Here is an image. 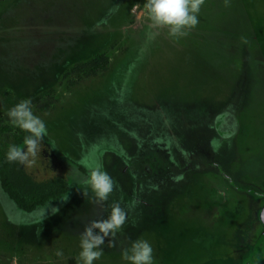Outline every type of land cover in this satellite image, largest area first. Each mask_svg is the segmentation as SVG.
Listing matches in <instances>:
<instances>
[{
  "label": "rangeland",
  "instance_id": "obj_1",
  "mask_svg": "<svg viewBox=\"0 0 264 264\" xmlns=\"http://www.w3.org/2000/svg\"><path fill=\"white\" fill-rule=\"evenodd\" d=\"M143 4L0 0V150L26 134L6 112L31 100L48 135L21 168L73 189L54 217L20 227L28 217L0 198V264H80L61 260L117 202L125 223L95 264H128L121 253L141 239L154 264L264 261V0H204L178 39L150 27ZM185 161L195 170L172 182L163 166ZM97 162L115 181L102 204L83 183ZM187 203L198 209L182 217Z\"/></svg>",
  "mask_w": 264,
  "mask_h": 264
},
{
  "label": "clouds",
  "instance_id": "obj_2",
  "mask_svg": "<svg viewBox=\"0 0 264 264\" xmlns=\"http://www.w3.org/2000/svg\"><path fill=\"white\" fill-rule=\"evenodd\" d=\"M203 3L204 0H144L143 14L149 20L150 27L165 28L171 38L178 39L188 35L199 24ZM6 116L13 127L26 133L22 144L7 147L6 162L28 168L34 166L42 150L41 141L48 135L45 122L34 114L29 99L21 100L8 109ZM83 183L98 204L107 201L115 188V181L99 162L90 166ZM47 208L40 211L41 218ZM50 212L54 215L58 209L51 208ZM126 217V211L117 202L111 205L105 219L91 221L84 227L79 235L80 264H95L101 258L105 240L116 235ZM55 255L61 257L63 252L57 250ZM121 257L128 264H154L153 248L147 240L134 241L121 253Z\"/></svg>",
  "mask_w": 264,
  "mask_h": 264
},
{
  "label": "trees",
  "instance_id": "obj_3",
  "mask_svg": "<svg viewBox=\"0 0 264 264\" xmlns=\"http://www.w3.org/2000/svg\"><path fill=\"white\" fill-rule=\"evenodd\" d=\"M22 141L23 138L15 139L10 145H20ZM8 146L0 150L1 200L7 198L20 212L31 213L59 201L60 205L61 200L71 197L73 189L65 180L55 178L35 181L20 165L6 162L5 152ZM58 204L54 208H58ZM261 264H264V261Z\"/></svg>",
  "mask_w": 264,
  "mask_h": 264
},
{
  "label": "flooded vegetation",
  "instance_id": "obj_4",
  "mask_svg": "<svg viewBox=\"0 0 264 264\" xmlns=\"http://www.w3.org/2000/svg\"><path fill=\"white\" fill-rule=\"evenodd\" d=\"M202 155H203V157L210 158V155L206 151H204V153H202ZM194 162L197 163L198 162L197 159ZM170 164L171 165L173 164V165L171 166ZM179 164H181L182 167H178L179 165L176 164V162H174V163H172V162L171 163H167L166 166H163V172L165 174H167V176L168 175H171L172 176V178H173L172 179V182H174V180H177L179 177L184 176L187 173L192 172V171L195 170V167L193 166L194 165L193 163H190L188 165L187 162L185 161V164L186 165H183L184 163H182V162H179ZM68 199L69 198L64 199V200H61L62 204H60V205L58 204L60 202L59 201L57 203H53V204L49 205L48 208L47 207H43L42 209L47 208L45 210V214H44V217L43 218H41V216L39 215V213H40V211L42 209L35 210V211L31 212V213H22L21 212L24 216L28 217V220L23 221L21 223H18L16 225H18L20 227L22 225H25L26 226V225L38 224V223H41V222L45 223L46 221H48V219H51L58 212L61 211L62 207L67 203ZM205 202H207V198H203L202 203H205ZM56 204H58V206H59L58 208H56V209H58V212L53 215V214H51L50 209L51 208H54ZM190 208L198 209L197 208V204L192 205L190 203H187L186 205L181 206L180 213L182 214V217L186 216V214L191 210ZM176 214L179 215V213H177V212H176ZM186 220H187V226L188 225H191V223H189L191 220L188 219V218H186ZM26 241H28L30 243H34V241H30V240H27V239H26ZM66 253H67V255H66ZM66 253H63V255H66L67 257H65L61 261H65L66 259H68V256H70L71 258L76 259V260L78 258V260H79V255L77 253H69V252H66ZM61 258H62V256L59 257L58 259H61Z\"/></svg>",
  "mask_w": 264,
  "mask_h": 264
},
{
  "label": "water",
  "instance_id": "obj_5",
  "mask_svg": "<svg viewBox=\"0 0 264 264\" xmlns=\"http://www.w3.org/2000/svg\"><path fill=\"white\" fill-rule=\"evenodd\" d=\"M260 218H261L263 225H264V207L260 211ZM262 241H264V228L261 231L258 240L256 241V245H255L256 249H258V247L262 243Z\"/></svg>",
  "mask_w": 264,
  "mask_h": 264
}]
</instances>
